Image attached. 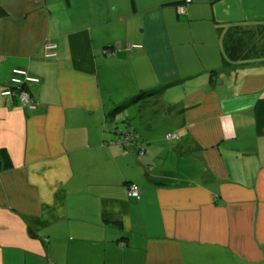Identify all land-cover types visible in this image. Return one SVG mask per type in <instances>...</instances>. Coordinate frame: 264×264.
<instances>
[{
    "label": "crops",
    "instance_id": "1",
    "mask_svg": "<svg viewBox=\"0 0 264 264\" xmlns=\"http://www.w3.org/2000/svg\"><path fill=\"white\" fill-rule=\"evenodd\" d=\"M0 264H264V0H0Z\"/></svg>",
    "mask_w": 264,
    "mask_h": 264
},
{
    "label": "built area",
    "instance_id": "2",
    "mask_svg": "<svg viewBox=\"0 0 264 264\" xmlns=\"http://www.w3.org/2000/svg\"><path fill=\"white\" fill-rule=\"evenodd\" d=\"M179 12H183V6L179 7ZM53 55V54H51ZM39 79L37 77L31 76L27 70L15 68L11 72L10 76V84L12 85L11 88H6L2 91L3 96H9L12 98L17 99L22 106L32 109L34 108V104L31 100V96L29 91L25 88V85L28 83H38ZM174 137L173 133H167L165 135L166 139H171ZM134 139V134L129 132L125 135H122L117 140H114L113 143H117L123 145L125 147L129 146ZM127 195L132 198L139 197V190L135 184H129L127 186Z\"/></svg>",
    "mask_w": 264,
    "mask_h": 264
},
{
    "label": "trees",
    "instance_id": "3",
    "mask_svg": "<svg viewBox=\"0 0 264 264\" xmlns=\"http://www.w3.org/2000/svg\"><path fill=\"white\" fill-rule=\"evenodd\" d=\"M183 4H185V2H183L182 4H177L176 6H178V7H180V6H182ZM214 73H211V77H210V84H215V82H216V80H215V77H214V75H213ZM161 92V90L160 89H157V90H155V91H151V92H147V91H141V93H139L136 97H135V102H144V100H145V98H147V97H151V96H154V95H156V94H158V93H160ZM130 102H133V101H130ZM130 102L129 103H127V104H130ZM117 111V110H116ZM129 132H132L133 134H134V139H133V142L136 140V137H137V134L134 132V130L133 129H131V128H128L126 131H120V130H118L117 131V133H116V137L113 139V140H111V141H114V140H117L118 138H120L122 135H125V134H127V133H129ZM132 142V143H133ZM131 143V144H132ZM130 144V145H131Z\"/></svg>",
    "mask_w": 264,
    "mask_h": 264
},
{
    "label": "clouds",
    "instance_id": "4",
    "mask_svg": "<svg viewBox=\"0 0 264 264\" xmlns=\"http://www.w3.org/2000/svg\"><path fill=\"white\" fill-rule=\"evenodd\" d=\"M179 8V7H178ZM12 72V71H11ZM11 76V75H10ZM32 76V75H31ZM35 77V76H34ZM38 78V77H37ZM39 79V78H38ZM9 83H10V78H9ZM30 83H28V84H26L25 85V88L29 91V88H28V85H29ZM12 87V85L10 84V86H9V88H11ZM8 88V87H7ZM6 89V88H5ZM2 93V92H1ZM29 93H30V91H29ZM30 96H31V93H30ZM6 97H8V96H6ZM32 100V99H31ZM33 102V101H32ZM34 104V103H33ZM130 184H132V183H130ZM134 184V183H133ZM129 185V184H128ZM127 185V186H128ZM138 188V187H137ZM139 190V189H138ZM132 198V197H131Z\"/></svg>",
    "mask_w": 264,
    "mask_h": 264
},
{
    "label": "rangeland",
    "instance_id": "5",
    "mask_svg": "<svg viewBox=\"0 0 264 264\" xmlns=\"http://www.w3.org/2000/svg\"><path fill=\"white\" fill-rule=\"evenodd\" d=\"M190 42H191V45H197V43H195L194 41H190ZM120 118H121V116L119 115V116H118L117 123H121Z\"/></svg>",
    "mask_w": 264,
    "mask_h": 264
}]
</instances>
